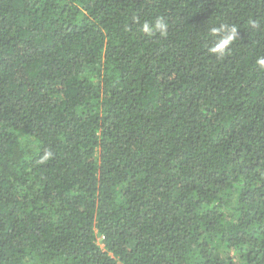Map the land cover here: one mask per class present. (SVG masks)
I'll list each match as a JSON object with an SVG mask.
<instances>
[{"label":"trees","instance_id":"obj_1","mask_svg":"<svg viewBox=\"0 0 264 264\" xmlns=\"http://www.w3.org/2000/svg\"><path fill=\"white\" fill-rule=\"evenodd\" d=\"M258 57L264 0H0V264H264Z\"/></svg>","mask_w":264,"mask_h":264},{"label":"clouds","instance_id":"obj_2","mask_svg":"<svg viewBox=\"0 0 264 264\" xmlns=\"http://www.w3.org/2000/svg\"><path fill=\"white\" fill-rule=\"evenodd\" d=\"M157 29L163 30L165 25L163 22H158L156 25ZM144 30L146 32L151 31L147 24L144 25ZM238 30L235 27L224 29L223 26L219 29L213 28L211 34L218 37L216 42L208 49V51L213 55H223L237 38ZM257 65L264 69V57H258L256 60Z\"/></svg>","mask_w":264,"mask_h":264}]
</instances>
